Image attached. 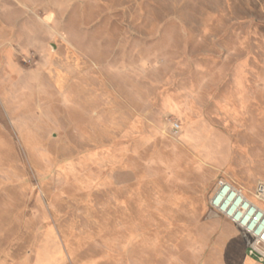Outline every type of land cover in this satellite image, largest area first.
Segmentation results:
<instances>
[{"label": "rangeland", "instance_id": "rangeland-1", "mask_svg": "<svg viewBox=\"0 0 264 264\" xmlns=\"http://www.w3.org/2000/svg\"><path fill=\"white\" fill-rule=\"evenodd\" d=\"M222 179L264 181V0H0V264H262Z\"/></svg>", "mask_w": 264, "mask_h": 264}, {"label": "built area", "instance_id": "built-area-1", "mask_svg": "<svg viewBox=\"0 0 264 264\" xmlns=\"http://www.w3.org/2000/svg\"><path fill=\"white\" fill-rule=\"evenodd\" d=\"M178 123L172 124L176 131ZM249 200L240 188L234 187L229 181L219 180L209 199V206L218 215L226 218L236 228H239L246 238V252L264 264V181H256Z\"/></svg>", "mask_w": 264, "mask_h": 264}, {"label": "bare ground", "instance_id": "bare-ground-1", "mask_svg": "<svg viewBox=\"0 0 264 264\" xmlns=\"http://www.w3.org/2000/svg\"><path fill=\"white\" fill-rule=\"evenodd\" d=\"M240 190H241V192H243L241 188H240ZM243 193H244V192H243ZM244 194H245V193H244ZM245 196H246V194H245ZM246 197H247V196H246ZM247 198H248V197H247ZM248 199L251 200L250 198H248ZM251 201H253V200H251Z\"/></svg>", "mask_w": 264, "mask_h": 264}, {"label": "crops", "instance_id": "crops-1", "mask_svg": "<svg viewBox=\"0 0 264 264\" xmlns=\"http://www.w3.org/2000/svg\"><path fill=\"white\" fill-rule=\"evenodd\" d=\"M218 181H219V180H218ZM218 181H217V182H218ZM216 184H217V183H216ZM215 186H216V185H215Z\"/></svg>", "mask_w": 264, "mask_h": 264}]
</instances>
